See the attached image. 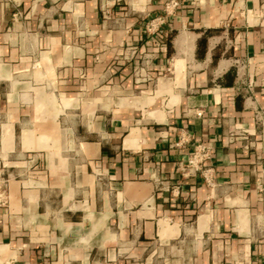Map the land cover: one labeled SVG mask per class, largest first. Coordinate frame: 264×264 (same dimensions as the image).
<instances>
[{"label": "crops", "instance_id": "crops-1", "mask_svg": "<svg viewBox=\"0 0 264 264\" xmlns=\"http://www.w3.org/2000/svg\"><path fill=\"white\" fill-rule=\"evenodd\" d=\"M170 1L0 0V264H264V0Z\"/></svg>", "mask_w": 264, "mask_h": 264}, {"label": "built area", "instance_id": "built-area-1", "mask_svg": "<svg viewBox=\"0 0 264 264\" xmlns=\"http://www.w3.org/2000/svg\"><path fill=\"white\" fill-rule=\"evenodd\" d=\"M179 6L178 0H171L166 4V14L172 15ZM165 23V17H157L147 25L146 30L149 34H156L160 27ZM201 114V113H199ZM183 138L178 142V145H182ZM215 145L212 141H199L197 142L188 158L180 164V169L184 175L197 176L200 175L203 181L210 187H214L215 170L210 164V161L214 154ZM8 180L0 177V205L5 204L7 199V187Z\"/></svg>", "mask_w": 264, "mask_h": 264}]
</instances>
